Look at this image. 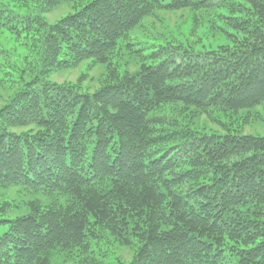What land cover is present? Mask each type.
Listing matches in <instances>:
<instances>
[{"label": "trees", "instance_id": "16d2710c", "mask_svg": "<svg viewBox=\"0 0 264 264\" xmlns=\"http://www.w3.org/2000/svg\"><path fill=\"white\" fill-rule=\"evenodd\" d=\"M40 1L49 12L68 0ZM242 2L221 6L233 47L213 53L133 40L157 11L213 0H90L53 26L0 2V28L39 46L43 77L106 64L122 43L141 62L110 70L93 94L37 78L0 110V184L45 195L0 216V264L116 246L133 251L119 264H264V138L201 133L163 113L264 109V0Z\"/></svg>", "mask_w": 264, "mask_h": 264}, {"label": "rangeland", "instance_id": "374dc122", "mask_svg": "<svg viewBox=\"0 0 264 264\" xmlns=\"http://www.w3.org/2000/svg\"><path fill=\"white\" fill-rule=\"evenodd\" d=\"M88 1L90 0H68L47 12L44 11L40 0H0L4 6L21 16L28 14L42 16L50 26L56 25ZM226 2L243 3L242 0H213L215 8L208 10L157 11L153 17L143 23L140 31L133 35V40L136 41L134 43L143 39L159 46L180 45L197 53H213L219 52L220 49H231L233 42L228 34L235 35V32L224 20L231 15L227 9L221 8ZM33 46L37 45L24 36L19 39L7 29L0 28V53H2L0 63L4 65L3 71L0 72V110L9 104L28 83L37 78L74 87L83 94H93L104 85L110 70L117 71L120 75L135 73L139 71L138 67L141 63L133 52L125 49V44L122 43V47L116 50V55H113L110 62L106 64L88 60L75 67L55 71L43 77L41 75L43 56L40 54L39 46L36 49ZM143 47L135 46V49ZM181 111L174 107H167L163 113H174L180 124L181 122L186 125L191 124L193 130L201 133L216 132L220 135L233 134L264 138V109L241 113L214 111L210 115L195 113V116L190 112L186 115L181 114ZM44 196L43 193L29 188L0 184V216L12 218L22 215L29 211L26 203L36 199L44 200ZM6 231H8L7 227L0 226V237ZM115 248L116 254L109 252L107 255L104 253L101 255L97 251V254L93 256L61 250L51 255L49 264H119L116 260L117 256L123 257L125 263H128L133 256V251L128 248L120 249L118 246Z\"/></svg>", "mask_w": 264, "mask_h": 264}]
</instances>
